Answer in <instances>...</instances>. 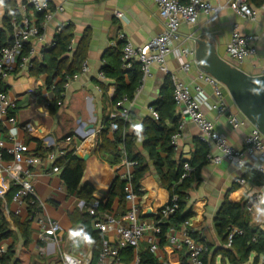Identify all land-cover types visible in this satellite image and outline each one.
Returning <instances> with one entry per match:
<instances>
[{"label":"crops","instance_id":"0c3cea01","mask_svg":"<svg viewBox=\"0 0 264 264\" xmlns=\"http://www.w3.org/2000/svg\"><path fill=\"white\" fill-rule=\"evenodd\" d=\"M21 1L3 0L0 4V30L8 37L11 29L5 25V14L8 8L19 5ZM47 1L53 6H62L64 10L56 13L50 21L43 24L40 37L28 42L30 49L34 51L32 63L34 60L43 59V52L51 47L58 28L62 25H70L74 34L71 41L72 52L76 50L84 37L88 36L85 58L88 71L83 74L78 73L76 78L71 79L65 88L64 98L55 112L51 111L50 105L56 97L53 90L46 86L47 75L36 76L31 68L10 74L3 85L17 106L15 113L19 120V129L16 139L27 144L31 153L38 150L45 153L48 150L59 148L67 151L74 150L76 156L88 155V159L83 160L86 168L81 185L92 187L94 190L92 198L104 202L116 176L121 177L126 167L124 160L119 164H114V157L109 152L100 155L94 151L103 130L104 119L110 120L120 110L116 106L117 103H113L116 90L115 81L105 75L101 78L100 73L104 66L114 64L118 51H122L124 42L119 40V34H124L125 38L130 40L135 47H139L163 31V21L154 0ZM184 1L182 0L187 3L189 0ZM210 1L214 5H226L230 0ZM250 4L257 12L255 20L242 19L231 8L225 7L216 20L200 15L195 25L182 23L179 29L180 39L175 43L174 51L167 58L168 74L161 72L156 65H153L152 76L144 82L140 79L133 100L127 99L124 102L123 108L129 109L126 132L134 135L135 151L142 156L150 168L141 181L143 194L137 197V204L143 217H156L160 208L168 204L170 200V193L161 185L154 163L144 148V129L150 122L149 120H155L151 115V109L165 116V123L168 126L173 125L169 117L172 112L175 116H179L176 133H179L180 137L176 145L172 141L171 143L174 146L176 159L190 160L197 153L198 145L204 142L197 126L189 119L183 118L180 109L171 103L169 98L173 93L171 77L175 76L192 87L201 85L210 103L215 101L211 88L199 79L201 71L195 65V57L194 60L179 58L177 51L187 49L194 52L197 45L193 43V40L200 38L214 43L220 56L227 59L226 46L230 42L232 25L237 23L244 34H254L259 39L256 43L257 59H247L236 66L250 75L260 74L264 60V2L260 7ZM118 13H122L123 16L119 18ZM28 15L35 18L31 9ZM189 60L192 61V66L188 72H185L182 64ZM126 82H129L128 77H126ZM224 101L229 111L241 119L238 109L226 93ZM203 110L206 117L214 123L216 130L224 135L232 146L242 147L244 138L252 129L250 123L246 122L238 129H234L226 115L205 107ZM135 124L143 127L139 134L133 128ZM91 125L94 126L93 131L89 129ZM114 132L109 127L105 134L109 142L114 141ZM44 137L51 138L54 145L44 149L42 146ZM68 137H71L70 143L65 141ZM0 138L4 139L8 146L12 142L7 133L1 129ZM5 154L7 158L3 156V162L7 164L12 157ZM197 156L199 157L200 153H197ZM250 167L254 168L247 165L245 169H238L226 160L220 164L207 161L200 171L199 182L194 184L189 191L187 209L191 212V216L187 219L188 227L210 245V256L213 252L225 247L223 238L216 232L215 217L226 199L245 204L249 197L255 194L261 195L260 203L250 215L251 224L264 231V214H262L264 212V185H255L246 179L245 184L240 183ZM28 179L34 185L42 203V213L59 221L62 231L56 241H42L39 239L36 226L31 223L29 241L26 242L19 226L26 221V218L16 217L13 214L14 204L11 198L16 188L7 176L0 172V191H4L5 198L2 200L0 196V199L3 203L5 218L12 231V236L0 242V245L5 251L8 247L15 246L16 255L13 264H63V254L70 255L77 261V264H90L96 241L88 233L81 220V214L86 211L85 202L69 194L60 175L47 172L43 166L32 168ZM5 203L8 204L9 213L5 210ZM130 205L127 200H120L116 197L111 208L99 213H111L120 217V214ZM91 226L93 228L92 221ZM81 229L91 236L93 243H86L81 235H75ZM102 237L109 242L115 241L112 233L102 234ZM165 246L161 247L158 255L166 256L171 252ZM147 248L148 244L142 242L139 253ZM132 260L133 257L127 252H121L120 264H131Z\"/></svg>","mask_w":264,"mask_h":264},{"label":"built area","instance_id":"2783aa9c","mask_svg":"<svg viewBox=\"0 0 264 264\" xmlns=\"http://www.w3.org/2000/svg\"><path fill=\"white\" fill-rule=\"evenodd\" d=\"M154 2L163 21V31L159 35L139 47H135L130 40L125 38L124 34L118 36L119 40L124 42L121 51V68L130 70L135 63H138L142 70L141 82L152 76L153 65H156L161 72L168 74L167 58L174 51L175 43L180 39L179 29L182 23L195 25L200 15H205L210 20H216L225 7L231 8L242 19L255 20L257 17L256 10L248 4L247 0H230L226 5H214L210 0H189L187 3L182 0H154ZM29 9L33 11L35 18L28 15ZM14 10L17 15L10 20V44L0 48V87L10 74L33 67L34 51L29 49L27 54L22 55L24 45L33 38L40 37L43 24L50 21L56 13L62 12L64 8L53 6L47 0H22L19 5L14 7ZM117 16L121 18L123 14L118 13ZM62 28L63 25L58 28L57 32ZM258 39L257 35L244 34L240 30L239 24L234 23L230 42L226 46L227 60L236 65L247 59H257L256 43ZM177 56L194 60V52L187 49L178 50ZM191 60L182 64V69L185 72L190 70ZM87 71L88 63L84 60L79 74ZM260 74H264V60ZM76 77L77 75L71 79ZM100 77H105L103 72L100 73ZM71 79L68 80L65 88ZM171 79L175 105L180 109L181 116L189 119L201 131L202 141L208 149L207 161L220 164L226 160L238 169H245L247 165H251L256 171L264 174V135L259 129L252 126L251 132L244 138L242 147L235 148L224 135L216 130L214 123L204 113L203 108L205 107L226 115L234 129H238L248 122L229 111L224 101V85L213 76L200 72L199 79L211 88L212 95L215 97V101L210 103L209 97L201 85L192 87L175 76H172ZM125 101L127 98L117 102L116 106L120 108L119 113L113 115L111 119L120 118L125 123L129 120V109L123 108ZM16 108L15 100L9 96L8 92L0 90V129L4 130L12 141L8 146L6 141L0 138V172L4 173L16 188L11 198V202L14 204V216L30 220L36 226L40 240L56 241L62 227L59 221L42 213V203L28 177L31 175V169L38 166H43L49 173L60 175L61 168L57 165V161L66 155L67 150L58 148L45 153L39 150L31 153L27 144L16 139L19 129ZM151 115L155 120H159V114L154 109H151ZM110 128L116 131L119 124L112 121ZM12 129L16 130L15 135L11 134ZM179 137V133L173 135L171 141L174 145ZM51 141V138L44 137L42 139L43 148L53 146ZM65 141L70 143L71 137L66 138ZM5 153L12 157L7 164L3 162ZM124 165L126 171L121 178L127 181L126 200L131 204L126 214L116 217L111 213H99L100 201L96 199L88 207V212L92 216L93 228L104 235L112 233L115 236L113 242L103 239L97 264H120L121 252L129 247L134 250L131 264H149L142 261L139 253L142 242L148 244L150 252L158 260L157 264H169L166 261V256L158 255L161 249L162 227L160 224L177 211V196L170 197L168 204L160 208L156 217H143L137 204V196L131 185L132 172L137 162L125 160ZM192 171L193 168L189 162H184L180 181L188 178ZM240 183L243 185L246 180L241 179ZM0 196L2 200L5 199L3 190L0 191ZM261 199V195L257 194L249 197L245 203L247 210L252 212ZM35 203L39 205V211H30L31 206ZM5 210L9 213L6 203ZM188 224L189 222L186 220L179 228L171 226L167 229L165 248L167 247L171 252H181L186 259V264H205L204 256L209 252V247L204 241L192 236ZM236 233H240V231L237 228H231L225 248L232 247L233 236ZM5 252V249L0 245V259ZM62 261L63 264H77V261L68 254H63Z\"/></svg>","mask_w":264,"mask_h":264},{"label":"trees","instance_id":"16d2710c","mask_svg":"<svg viewBox=\"0 0 264 264\" xmlns=\"http://www.w3.org/2000/svg\"><path fill=\"white\" fill-rule=\"evenodd\" d=\"M247 2L250 6V3H252L256 7H260L264 0H247ZM14 7L8 8L5 14L4 22L8 29H11V18L17 15ZM73 37L74 34L71 26H63V28L55 34L51 47L43 52V59L41 61L34 60L33 67L31 68V71L36 76L41 74L47 75L46 86L53 90L56 97L55 101L50 105L52 112L58 109L59 103L64 98L63 94L65 92L66 83L80 72L82 63L86 58L89 42L88 36H85L78 44L76 50L72 52L71 41ZM9 44V37L0 30V48ZM29 49V43H26L22 55L27 54ZM101 71L107 78L115 81L116 90L113 99L114 104L124 97L133 100L142 77V70L139 65L134 64L130 70H123L121 68V51L119 50L116 62L104 66ZM126 77L129 78V82H126ZM0 90L7 91V88L2 85ZM169 98L171 103L175 104L173 93ZM169 117L173 123L172 126H168L165 123V116L159 113V120H149L150 122H148V125L144 129V148L148 151L150 159L154 163V167L160 177L161 185L168 190L170 197L177 196V211L160 224L162 227V233L160 235L161 247L166 245L165 234L167 229L171 226L179 228L190 218L191 212L187 209L189 191L194 184L199 182V174L203 165L207 162L208 154L206 144L201 142L197 148V153H200L199 157L197 153H195L190 160H183L182 158L176 159L171 138L178 130L179 116H175L172 112ZM112 121L117 122L119 128L114 132V141L109 142L105 134L108 132ZM126 128L127 123L120 118H113L110 120L104 119L103 130L96 142L94 151L100 155L109 152L114 157V164H119L122 160L137 162L132 172L131 185L134 194L140 197L143 194L141 191V181L149 172L150 168L142 156L135 151V137L134 135L128 134ZM41 152L44 153L43 151ZM162 154H165V156H162ZM4 157L7 158L6 154ZM186 161L189 162L193 171L188 178L180 181L182 167ZM57 165L61 168L60 177L64 181L69 194L75 195L85 202L86 211L81 214V220L88 233L96 241L93 258L90 264H97L99 253L103 245V237L99 231H95L92 228V216H90L88 212V207L94 200L92 198L94 190L89 185H81L86 164L76 156L74 150H69L65 156L57 161ZM243 178L255 185H264V175L256 171L255 168H248ZM126 184V180L122 179L120 176H116L106 196V200L100 202L98 212L111 208L116 197L126 201ZM128 209L122 212L120 216L125 215ZM30 211H39V205L35 203L31 206ZM250 214L251 212L247 210L246 205L243 203H235L228 199L223 202L215 217V229L217 234L223 238V242L226 244L231 228H237L240 233L234 234L231 248L224 247L213 252V259L222 255L223 260L228 261L229 264H244L253 258V263L264 264V231L260 227L251 224ZM157 220L159 219L157 218ZM16 222H18L17 219ZM30 225L31 221L28 219H26L23 224L19 225L23 237L26 238V242L29 241ZM191 234L194 238L204 241V239L199 238L196 233L191 231ZM11 236L12 231L5 218L3 203L0 199V242ZM205 243L210 249V245L207 242ZM123 251L127 252L132 257L134 255L133 248L129 247ZM15 255V246L12 245L8 247L0 259L1 264H13ZM140 256L144 263H158V260L150 252L149 248L140 252ZM209 257L210 254L208 252L204 256L205 264L210 263L211 259ZM166 261L169 264H186L185 257L178 251H172L166 255Z\"/></svg>","mask_w":264,"mask_h":264},{"label":"water","instance_id":"95a60500","mask_svg":"<svg viewBox=\"0 0 264 264\" xmlns=\"http://www.w3.org/2000/svg\"><path fill=\"white\" fill-rule=\"evenodd\" d=\"M195 65L224 85L225 93L241 117L264 135V74L250 75L220 56L216 45L205 39H194ZM91 131L94 126H89ZM86 161L88 155H77Z\"/></svg>","mask_w":264,"mask_h":264},{"label":"clouds","instance_id":"9594fccd","mask_svg":"<svg viewBox=\"0 0 264 264\" xmlns=\"http://www.w3.org/2000/svg\"><path fill=\"white\" fill-rule=\"evenodd\" d=\"M2 3H3V0H0V4H2ZM133 128L135 129V131L137 132V134H139L143 130V127L140 124L133 125ZM11 134L12 135H15L16 134V130L15 129H12L11 130ZM262 214H264V212H262ZM75 235H81L82 238H83V240L86 243H93V240H92L91 236L88 235L87 233H84L82 229L78 233H75Z\"/></svg>","mask_w":264,"mask_h":264},{"label":"rangeland","instance_id":"374dc122","mask_svg":"<svg viewBox=\"0 0 264 264\" xmlns=\"http://www.w3.org/2000/svg\"><path fill=\"white\" fill-rule=\"evenodd\" d=\"M213 257H214L213 255H212V257L211 256L209 257L211 259L209 264H229L228 261L223 260L222 255L217 256L215 259H213ZM244 264H255V263H253V258H251L249 262L244 263ZM259 264H261V263H259Z\"/></svg>","mask_w":264,"mask_h":264}]
</instances>
